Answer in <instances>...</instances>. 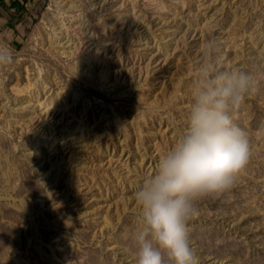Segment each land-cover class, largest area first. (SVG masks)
I'll list each match as a JSON object with an SVG mask.
<instances>
[{"label":"rangeland","instance_id":"rangeland-1","mask_svg":"<svg viewBox=\"0 0 264 264\" xmlns=\"http://www.w3.org/2000/svg\"><path fill=\"white\" fill-rule=\"evenodd\" d=\"M0 4V264H136L135 192L184 132L203 45L253 77L250 159L189 223L201 264H264V0Z\"/></svg>","mask_w":264,"mask_h":264},{"label":"clouds","instance_id":"clouds-1","mask_svg":"<svg viewBox=\"0 0 264 264\" xmlns=\"http://www.w3.org/2000/svg\"><path fill=\"white\" fill-rule=\"evenodd\" d=\"M203 48L187 127L134 194L136 264H201L189 229L199 215L198 203L230 191L250 159L247 133L233 114L252 91L253 77L225 68L214 55V40ZM13 60L12 49L0 46V67Z\"/></svg>","mask_w":264,"mask_h":264},{"label":"trees","instance_id":"trees-1","mask_svg":"<svg viewBox=\"0 0 264 264\" xmlns=\"http://www.w3.org/2000/svg\"><path fill=\"white\" fill-rule=\"evenodd\" d=\"M29 0H10L9 1V7L12 9H16L17 13L22 14L27 10V3ZM0 4L5 5L6 1L5 0H0ZM48 4V0H36L33 6V13L36 15V18L34 19L35 22L39 21V18L46 8Z\"/></svg>","mask_w":264,"mask_h":264}]
</instances>
